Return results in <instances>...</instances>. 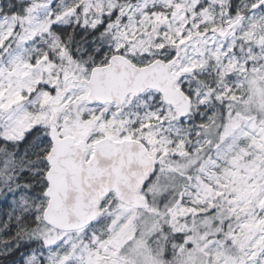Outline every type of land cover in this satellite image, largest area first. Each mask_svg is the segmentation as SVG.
Here are the masks:
<instances>
[{"label": "snow or ice", "instance_id": "snow-or-ice-1", "mask_svg": "<svg viewBox=\"0 0 264 264\" xmlns=\"http://www.w3.org/2000/svg\"><path fill=\"white\" fill-rule=\"evenodd\" d=\"M0 264H264V0H0Z\"/></svg>", "mask_w": 264, "mask_h": 264}]
</instances>
